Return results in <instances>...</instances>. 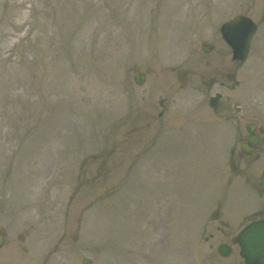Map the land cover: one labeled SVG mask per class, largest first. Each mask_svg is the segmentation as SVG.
<instances>
[{
	"label": "rangeland",
	"instance_id": "rangeland-1",
	"mask_svg": "<svg viewBox=\"0 0 264 264\" xmlns=\"http://www.w3.org/2000/svg\"><path fill=\"white\" fill-rule=\"evenodd\" d=\"M263 11L264 0H0V264H243L210 234L234 237L264 198L229 158L244 121L233 129L208 100L222 93L243 113L264 96V26L243 64L220 34ZM176 68L191 70L187 87Z\"/></svg>",
	"mask_w": 264,
	"mask_h": 264
},
{
	"label": "water",
	"instance_id": "water-1",
	"mask_svg": "<svg viewBox=\"0 0 264 264\" xmlns=\"http://www.w3.org/2000/svg\"><path fill=\"white\" fill-rule=\"evenodd\" d=\"M257 31L256 24L248 17L237 16L232 21L225 23L221 28V34L224 40L233 50V59H247L251 42L255 32ZM209 52L208 48H204ZM186 72H180L178 78L182 86L186 85ZM138 84H142L144 76L135 77ZM209 105L213 108L216 115L229 116L232 112V105L229 100L221 101V95L212 97ZM262 177V189L264 192V172ZM241 246V256L245 259L246 264H264V220L257 221L247 226L238 236L236 240ZM4 244V239L0 236V248ZM220 253L223 256H228L230 251L226 246L220 247Z\"/></svg>",
	"mask_w": 264,
	"mask_h": 264
},
{
	"label": "flooded vegetation",
	"instance_id": "flooded-vegetation-1",
	"mask_svg": "<svg viewBox=\"0 0 264 264\" xmlns=\"http://www.w3.org/2000/svg\"><path fill=\"white\" fill-rule=\"evenodd\" d=\"M179 69L181 68H177L176 70H179ZM162 99H164V101L160 100V102L164 109L162 112V115H163L167 111L168 104L170 101L168 100L166 96L163 97ZM253 106L255 107V109H252V110H249L250 107H247L246 105L243 106V121H245V124H244L245 129L242 133L236 136L238 137L236 144L237 145L243 144V146L250 145V138H253L254 141H256V145L252 146V151L250 153H245L244 151H241V150H239L238 152H235V149H232V151L230 152V156H231L230 158H235V156L239 157L240 159L239 166L243 168L240 170L239 174H241L242 176L248 177V179L246 180H244L243 178V181L244 182L246 181L247 184L246 183L245 184L248 186L250 185L251 188L256 190L260 194L261 198H263L261 191H260V187H259L260 186L259 180H258V183L255 182L254 173H255V168L257 167V163L260 162V160L264 158V96H261L258 100H256V103ZM233 118L237 122H242L241 114L234 113ZM246 125H254V132H253L254 137L248 133L246 129L247 127ZM246 149H248V147ZM262 213H263V210L258 208L254 214L256 216L257 215L260 216L262 215ZM263 218H264V215L263 217H259L258 219H263ZM247 223L243 224V227ZM221 224L226 225V223L224 222H222ZM226 230L230 232H226ZM221 234L225 235L226 239L230 238L231 241H233L232 239H234L235 237V236L234 237L231 236L233 234V230H231V228L219 226L216 230V234H210V239L218 235H221Z\"/></svg>",
	"mask_w": 264,
	"mask_h": 264
}]
</instances>
